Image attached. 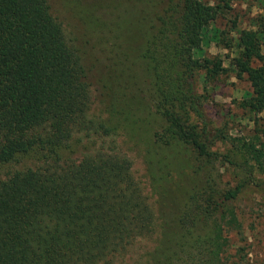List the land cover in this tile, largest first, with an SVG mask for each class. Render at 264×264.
<instances>
[{"label":"trees","instance_id":"1","mask_svg":"<svg viewBox=\"0 0 264 264\" xmlns=\"http://www.w3.org/2000/svg\"><path fill=\"white\" fill-rule=\"evenodd\" d=\"M71 1L84 29L78 37L92 41L107 77L104 119L91 114L78 39L49 0H0V264H116L156 232L120 131L147 134L157 183L183 156L218 163L233 177L231 187L187 194L150 264H239L231 258L243 248L229 253V234L242 235L235 203L251 187L264 190L255 177L264 176V14L226 44L238 52L231 69L251 88L240 106L254 115L249 136L231 137L205 109L208 88L227 68L217 56H196L221 7L141 0L108 19L97 5ZM130 32L143 38L140 46L132 47Z\"/></svg>","mask_w":264,"mask_h":264},{"label":"rangeland","instance_id":"2","mask_svg":"<svg viewBox=\"0 0 264 264\" xmlns=\"http://www.w3.org/2000/svg\"><path fill=\"white\" fill-rule=\"evenodd\" d=\"M210 5L221 7L220 15L208 28L206 35L200 43L201 52L196 56H217L223 60V66L227 68L218 80L208 88L209 102L205 105L206 114L213 125L223 128L229 136H249L253 129L252 112L240 106L251 91L249 82L245 76L237 78L231 69L230 60L237 56L235 47L231 45L239 31L253 29L252 20L259 14H264V0H200ZM76 2V1H75ZM141 0H81V4L89 8L95 5L100 8L108 19L115 10L140 8ZM52 14L63 24L65 29L77 37V45L81 50L83 62L86 66L89 81L92 85L91 114L95 117L107 118L109 96L104 87L106 76L100 64L95 60L96 50L92 41L86 43L87 37H78L84 29L81 25V15L78 7L70 0H49ZM163 6V5H162ZM162 6H160L162 8ZM131 24L130 27H134ZM132 35V36H131ZM132 47L140 46L143 38L130 32ZM264 52V46H263ZM134 57L138 55L133 53ZM202 85L199 82V92ZM153 127V126H148ZM147 134L139 132L135 137L132 132H119L117 142L120 150L125 152L132 162V175L140 184L142 195L146 203L156 214V232L151 236L140 239L134 243L130 251L118 259L116 264H150L155 258V250L162 240V232L166 222L176 217L186 202L189 192L198 187L212 186L221 190L233 186V177L230 171L225 170L220 164H208L205 161H196L190 156L176 159L175 168L166 171L165 178L160 182L152 180L148 161L154 158L147 155L148 147L142 139ZM78 147L76 151H80ZM79 153H75V156ZM191 154V153H188ZM25 165V164H24ZM22 168V165L18 166ZM254 169V168H253ZM257 181H264V176L255 175ZM239 219L242 223V235L239 238L235 233H230V254L236 253V248H243L239 257L231 260L239 261V264H264V190L251 187L235 203ZM232 257V255H231ZM241 259V260H240Z\"/></svg>","mask_w":264,"mask_h":264}]
</instances>
